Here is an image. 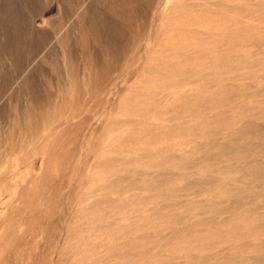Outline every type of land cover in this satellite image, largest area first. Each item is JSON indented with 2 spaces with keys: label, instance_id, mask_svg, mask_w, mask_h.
I'll return each mask as SVG.
<instances>
[{
  "label": "rangeland",
  "instance_id": "obj_1",
  "mask_svg": "<svg viewBox=\"0 0 264 264\" xmlns=\"http://www.w3.org/2000/svg\"><path fill=\"white\" fill-rule=\"evenodd\" d=\"M0 264H264V0H0Z\"/></svg>",
  "mask_w": 264,
  "mask_h": 264
},
{
  "label": "bare ground",
  "instance_id": "obj_2",
  "mask_svg": "<svg viewBox=\"0 0 264 264\" xmlns=\"http://www.w3.org/2000/svg\"><path fill=\"white\" fill-rule=\"evenodd\" d=\"M98 14H100V13H98ZM97 14V15H98ZM128 16V15H127ZM93 21V20H92ZM108 22V21H107ZM91 24V23H90ZM99 24V23H98ZM110 24V23H109ZM93 25V24H92ZM90 27V26H89ZM99 28V27H98ZM56 32V31H55ZM81 34V33H80ZM94 36V35H93ZM107 38V37H106ZM105 39V38H104ZM132 43V42H131ZM106 44V43H105ZM129 50V49H128ZM103 51V50H102ZM105 52V51H104ZM107 52V51H106ZM129 57V56H128ZM53 88V87H52ZM52 90V89H51ZM39 93H40V91H39ZM42 94H44V93H42ZM31 98V97H30ZM34 98V97H33ZM22 123H24V122H22ZM37 126V125H36ZM26 128V127H25ZM28 129V128H27Z\"/></svg>",
  "mask_w": 264,
  "mask_h": 264
}]
</instances>
